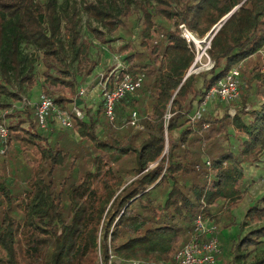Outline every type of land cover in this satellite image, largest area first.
Returning a JSON list of instances; mask_svg holds the SVG:
<instances>
[{"label":"trees","instance_id":"1","mask_svg":"<svg viewBox=\"0 0 264 264\" xmlns=\"http://www.w3.org/2000/svg\"><path fill=\"white\" fill-rule=\"evenodd\" d=\"M81 14L107 49L114 40L108 37L127 32L135 18L138 43L130 38L119 49L118 80L143 75V82L116 103L114 121L101 100L95 112L86 109V119L72 116L71 132L49 128L44 135L38 105L24 103L7 115L0 264H174L195 216H209L219 201L223 214L235 210L243 165L260 161L264 69L244 73L233 118L189 116L230 70L264 47V0H82L81 10L74 0H0V94L21 102L39 86L41 98L71 107L78 94L72 61L80 60L84 76L96 66L82 39ZM180 25L200 39L220 25L206 50L211 69L187 76L196 52ZM105 80L111 90L114 76ZM132 113L142 129L130 125ZM229 129L243 135L235 152ZM22 163L26 177L18 182ZM241 226L252 228L230 249L235 264L264 237V196Z\"/></svg>","mask_w":264,"mask_h":264},{"label":"rangeland","instance_id":"2","mask_svg":"<svg viewBox=\"0 0 264 264\" xmlns=\"http://www.w3.org/2000/svg\"><path fill=\"white\" fill-rule=\"evenodd\" d=\"M74 1L76 2L79 10H81L82 0ZM85 20L86 19L84 14H81V35L82 39L87 44H89V50L87 54L88 58L91 61H95L96 66L91 74L84 76L80 60L76 59L72 61L71 68L76 81L78 82V91L80 89H83L84 95L81 97H77L76 94L72 106L67 109V111H71L74 107V103H77L80 106L79 110L82 115V119H86L85 111L87 108L95 112L98 108V105L101 103V93L103 90V85L105 84L104 82L106 81L105 78L114 76V79H116V77L119 76V72L124 67V65L120 61L119 49L121 48V46L126 44L130 38L132 39L133 44L137 45L138 43V30L136 27L137 25H135V18H133L129 23L130 25H128V29L126 30L127 32L121 31L115 35H111V37H108L114 39L110 45V49H107L105 46L99 44L98 41L91 37V35L85 28ZM118 37L122 39H119ZM207 43L208 41H205L204 44L201 45L200 51L197 50V52L201 56V60L197 63H193L194 70L198 71V73L209 70V67L211 65L206 55V50L208 47ZM197 52L195 55V59L198 55ZM253 67L264 69V47L257 55L252 56L241 64V78L239 86L240 92L241 88L244 86V73L249 72ZM21 97V102H13L8 96L0 94V107L3 105L9 106L6 108H0V122H4L6 125H8L10 120L7 118V115L11 114L14 111L17 112L22 110L24 103L38 105L39 101L41 100L40 87H35L31 92L23 94ZM144 104L145 106H147V101ZM239 108L240 105L238 104V100L231 103L230 105H225L221 104V102H218L217 99H213L209 103L205 112L216 118H221L223 114L228 113L230 118H233ZM232 112L234 113L233 116L231 115ZM243 118L245 119V117ZM138 124L139 119H137L136 121V125ZM130 125L136 129H139L136 127V125ZM49 128H51L52 130L54 129L55 131L57 130V132L72 131V128L68 130L61 128L55 120L52 126L50 124L48 125L47 130L42 129L44 135L47 136V134L50 132ZM228 131L230 137L229 146L235 152L239 148L241 140L243 139V135L238 134V132L233 129H229ZM54 136L55 134L50 138H54ZM10 167L11 166H9L8 170H10ZM24 170L25 168L22 163V166L18 167L16 173L17 175L15 177L18 182H21L26 177V173ZM243 170V197L239 206L230 214L226 215L223 214L225 205L222 201H219L218 205L215 208L209 210L210 215L206 216L207 220L211 221L216 227L215 236L218 240V248L220 253L216 257L215 264H235L233 260V254H231L230 249L237 240H240L245 235V233L252 228V226H241V224L243 223V216L247 209L251 206L259 204L260 198L264 196V149L260 152V161L250 165L244 164ZM10 173V176H12L13 173L11 171ZM259 242L260 243L257 248L248 249L249 257L242 264L252 263L256 259H264V237L260 239Z\"/></svg>","mask_w":264,"mask_h":264},{"label":"built area","instance_id":"3","mask_svg":"<svg viewBox=\"0 0 264 264\" xmlns=\"http://www.w3.org/2000/svg\"><path fill=\"white\" fill-rule=\"evenodd\" d=\"M218 28L219 26L215 27L207 34L208 36L206 35V37L203 38L204 42L208 41L207 49H209L210 41ZM179 30L181 32V38L185 40L189 47L192 46L196 50L195 52H197L195 39H199L198 36L190 32L184 25H180ZM208 60L210 62L209 58ZM210 64L211 65L209 69H211L213 66L211 62ZM191 74H198V71L194 70V64H192L190 67L187 76ZM240 78V67L230 70L225 75V77L218 82L216 87L210 89L205 94L199 106L190 114V121L200 118L202 113L206 111L209 103L213 99H217L218 102H222L225 105H230L231 103L236 102L239 98ZM142 82L143 75L137 77L126 75L121 80H118V77H116L111 90L107 89V81L104 82L105 84L103 85L102 90V101L104 103L105 115L110 122L114 121L115 118L114 108L116 103L124 99L126 95L135 92L141 86ZM83 95L84 90L80 89L78 91L77 97H81ZM79 109L80 108L78 104L74 103V107L71 111L62 110L59 109L50 98L43 97L39 101L36 110L38 124L41 129L47 130V118L51 116L61 128L65 130L71 129L72 116L74 115L79 119L82 118ZM231 115L233 116L234 113L232 112ZM131 118V124L136 125V121L139 119L137 118L136 113H132ZM136 127L142 129L140 124L136 125ZM8 135L9 130L7 125L4 122H0V154L5 152V145ZM192 226L193 234L190 240L175 254L174 264H215L216 257L220 253L218 248V240L215 236V225L211 221L207 220L203 214H198L195 216Z\"/></svg>","mask_w":264,"mask_h":264},{"label":"bare ground","instance_id":"4","mask_svg":"<svg viewBox=\"0 0 264 264\" xmlns=\"http://www.w3.org/2000/svg\"><path fill=\"white\" fill-rule=\"evenodd\" d=\"M204 44V41L203 40H200V39H195V46H196V49L200 51L201 49V45ZM198 53V52H197ZM196 63L199 62L201 60V56L200 54L198 53V55L196 56V59H195Z\"/></svg>","mask_w":264,"mask_h":264},{"label":"water","instance_id":"5","mask_svg":"<svg viewBox=\"0 0 264 264\" xmlns=\"http://www.w3.org/2000/svg\"><path fill=\"white\" fill-rule=\"evenodd\" d=\"M236 9H237V8H235L234 10H236ZM234 10H233V11H234ZM231 13H232V12H231ZM231 13H230V14H231ZM230 14L227 15L225 18H223V20L221 21V23L224 22V21L230 16ZM219 26H220V25H219ZM215 27H217V26H215ZM215 27H214V28H215ZM214 28H213V29H214ZM207 36H208V35H207ZM205 37H206V36H205Z\"/></svg>","mask_w":264,"mask_h":264}]
</instances>
